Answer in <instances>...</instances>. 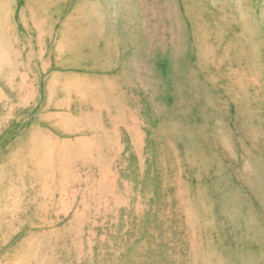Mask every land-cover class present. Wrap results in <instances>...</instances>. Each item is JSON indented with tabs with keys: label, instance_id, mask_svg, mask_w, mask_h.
Instances as JSON below:
<instances>
[{
	"label": "rangeland",
	"instance_id": "1",
	"mask_svg": "<svg viewBox=\"0 0 264 264\" xmlns=\"http://www.w3.org/2000/svg\"><path fill=\"white\" fill-rule=\"evenodd\" d=\"M9 5L18 38L38 21L47 65L22 71L21 103L0 82V264H264V0ZM53 71L105 79L108 102L56 106ZM85 111L84 135L56 124ZM32 132L57 146L39 167Z\"/></svg>",
	"mask_w": 264,
	"mask_h": 264
},
{
	"label": "bare ground",
	"instance_id": "2",
	"mask_svg": "<svg viewBox=\"0 0 264 264\" xmlns=\"http://www.w3.org/2000/svg\"><path fill=\"white\" fill-rule=\"evenodd\" d=\"M9 3H11V0H0V82L2 83L3 86H6L11 91H15L16 102L21 103L25 99L32 98L33 95L36 93V88L34 85V82L36 80L35 72L33 70H31L29 75H25L22 73V71H25L26 68H28L30 70V67L32 66L31 64L35 60L39 61L40 68L42 70L46 67L47 63H46V61H42L41 55L39 56V54L42 53V49H41V43H40V41H41V28L39 27L38 21H36V19H33V16H34L33 14H30L28 19H25L23 16L20 17V22L22 23V25L28 26L29 28L30 27L33 28V31L36 33V36L34 39V41L36 43H34V41L32 40L33 37L31 38L27 32V30L29 28L27 30L24 28L25 32L23 33L21 31L22 32L21 39L18 38L16 28L13 26L12 21L10 19L12 16L10 13L11 8H10ZM261 4L262 3H258L259 6ZM24 8L25 7H23V9ZM28 10H29V8H28ZM257 15H260V10H257ZM18 34H20V33L18 32ZM31 42H33L34 44L32 45ZM50 53H51V51H50ZM36 54H38V55H36ZM22 55L25 58V62L19 63L20 57ZM70 79H71V81H73V83L67 84V81ZM102 81H106V80L105 79H95L93 77L84 76V75H73V74H66V73L62 74L61 71L60 72L59 71H53L47 75L44 86L46 89L47 99L49 100V102H57L56 106H58V104H60V103L62 104V102H67L68 99L70 98L71 93L74 94L73 96H75V100H77V101L83 100V102L86 101V99H84L82 97L81 92L84 93V95H86L88 97L87 98V104L89 106H92V103L88 102V100H91L93 98V95H94V97H96L98 95L99 98H103V100L105 102H108L107 95H106L107 91L104 90V88L102 87L104 85V83ZM54 86L55 87L58 86V88H56V92H52V87H54ZM75 86H76V88H75ZM73 88H75V89H73ZM37 90H39V88ZM95 105H96V107L94 106L93 110H99L100 111L101 110V108H99L100 105L99 104H95ZM104 108H106V107L104 106ZM88 113H89L88 111L78 112V114L75 115V118L71 117L68 114L61 113L57 117L60 119V122L56 123V124H59L60 127H63L67 131H71V129H76L75 125L78 124L77 122L82 120V118H86V115ZM52 115H54V114H51L49 116H51L53 118ZM88 119L90 120L91 118L88 117ZM96 120H97V118H96ZM47 122L49 123V125L55 124L51 120H48ZM79 129H76V130H78L77 133L79 132V134L84 135L83 127H81L80 130ZM35 133H36V131H35ZM35 133L32 132V134L28 137V148H27V150H28V156H30L29 159L31 158L30 160H32L31 162L39 167V165L41 163H39L37 158H35L36 150L46 148L48 146V144L46 142L47 141L50 142L51 140L45 136L38 135ZM45 139H46V141H45ZM85 139H87V138H85ZM89 140H93V139L89 138L88 141ZM94 140L104 142V139L99 140V137H97V136L94 137ZM78 142H79V140L74 141V143H78ZM80 142L82 143V140H80ZM37 143H38V145H36ZM81 143L78 144L79 145L78 147L82 146ZM91 143L96 144V142H90L89 144L91 145ZM53 145L57 149L56 144L53 143ZM90 145L88 146V149L86 147L82 150H79V153L81 154L84 151H86V154H88L89 152H91V148H89ZM22 156H24V154H20V157H22ZM101 174H103V173L101 172L97 176L99 177V176H101ZM186 201L183 202V206L185 209V215L189 216L190 212H192V211L190 209L189 200H186ZM208 246L209 245H207V248H208ZM192 247H193V242H190L189 243V250ZM211 255L213 257H215L213 254H211ZM199 260H200V257H199Z\"/></svg>",
	"mask_w": 264,
	"mask_h": 264
}]
</instances>
